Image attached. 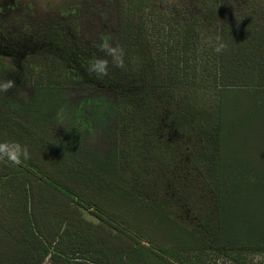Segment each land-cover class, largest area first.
<instances>
[{
    "label": "trees",
    "instance_id": "trees-1",
    "mask_svg": "<svg viewBox=\"0 0 264 264\" xmlns=\"http://www.w3.org/2000/svg\"><path fill=\"white\" fill-rule=\"evenodd\" d=\"M158 1H79L80 15L91 13L97 2L100 17L97 32L88 39L79 30L82 16L78 28L70 30L74 35L68 38L74 40L67 47L75 51L72 60L79 69L72 68L73 84L63 86L61 77L49 72L41 81L58 93L54 101H65L67 90L71 98L84 91L105 97L115 139L103 154L79 153L74 176L54 167L51 146L40 138H34L30 158L21 165L0 161V264H205L208 253L231 264H247L240 255L264 254V234L258 241L243 242L227 229L219 110L198 106L185 84L194 75L180 80L181 74L169 72L156 56L146 19L159 14ZM175 1L181 8L174 6L169 14L170 20L175 15L176 22L184 21L174 30L182 45L198 47L202 27L213 23L216 44L226 45L216 52V87L247 88L254 94L264 88V0ZM88 15L84 20L90 22ZM102 34L122 50V68L96 47ZM93 56L109 60L107 76L97 78L87 71ZM196 66L193 62L182 70ZM23 72L15 75L0 67V81L8 75L15 85L0 92V106L24 107L33 96L36 86L28 66ZM246 113L235 107L236 115ZM3 133L0 126V142L26 146L21 131L11 139ZM253 133L263 140L258 146H264V129ZM184 145L188 160L181 165ZM205 149L215 152L213 157ZM199 153L201 163L214 160V175V165L204 170L198 162ZM195 180L199 187L185 188ZM164 189L170 194L162 195ZM196 192L205 196L202 204L191 198ZM109 201L115 203L113 209ZM181 209L190 214L178 218Z\"/></svg>",
    "mask_w": 264,
    "mask_h": 264
},
{
    "label": "rangeland",
    "instance_id": "rangeland-1",
    "mask_svg": "<svg viewBox=\"0 0 264 264\" xmlns=\"http://www.w3.org/2000/svg\"><path fill=\"white\" fill-rule=\"evenodd\" d=\"M79 1L0 0V67L22 76L25 66H28V72L32 74L36 86L33 96L24 107L15 104L0 106L3 134L11 139L21 131L30 151L36 142L34 138H40V142L51 146L54 167H64L73 176L79 170V153L82 156L103 154L109 149L108 141L113 142L116 135L115 122H111L114 119L111 118L112 110L105 97L99 96L96 91H84L76 98H71L68 95L70 90H67L65 101H54L58 93L54 87L43 86L41 81V78L45 79L46 72H49L59 75L63 86L73 84L70 76L74 75L72 68L76 69L77 65L72 60L75 56L72 52L75 51L72 47H67L74 38L68 36L74 35L71 34V29L78 28L76 24L82 16L79 30L86 39L92 37L93 32L98 30L100 17L97 2L91 13L84 11L80 15L83 5ZM86 15L90 22L84 20L87 19ZM162 36L164 35L160 34L157 36L159 38H151L156 56L158 59L165 56L167 63L168 49L171 58L169 61L175 67L178 56L175 38ZM122 38L124 42L125 36ZM8 79L7 75L4 80ZM210 84L203 83V89L196 96L199 104L219 110L223 218L227 229L236 232L235 235L241 241H258L264 234V151L258 146L263 140L253 132L264 129V111L262 118L259 115L264 110V92L259 96L246 88H224L213 92ZM235 107H238L240 113L246 110L245 116L236 115ZM238 146L243 148L238 151ZM180 148L183 165L188 160L185 152L187 145ZM204 161L201 163L204 170H208L209 166L211 169L214 165L213 159L209 164ZM214 173L215 165L211 170V174ZM209 174L210 172H205L206 176ZM195 186L199 187V180L187 183L185 188L193 191ZM162 192V195L170 194L165 189ZM195 195L197 196L191 195V198L194 197L202 204L205 196L201 192H196ZM210 199L212 200L211 197ZM109 202V207L113 209L115 203ZM189 214V210L181 209L176 215L183 218L182 215ZM185 254L193 256L194 252ZM239 258L247 264H264V254L240 255ZM203 259L205 264H231L214 253L205 254ZM48 262L45 261L44 264Z\"/></svg>",
    "mask_w": 264,
    "mask_h": 264
},
{
    "label": "crops",
    "instance_id": "crops-1",
    "mask_svg": "<svg viewBox=\"0 0 264 264\" xmlns=\"http://www.w3.org/2000/svg\"><path fill=\"white\" fill-rule=\"evenodd\" d=\"M176 4L178 3H176L175 0H159L157 4L158 9L160 10L159 14H156L155 16L153 15L152 17L146 19V24H147L146 31L151 36V38H159L160 36L159 37L157 36L160 34L164 35L162 36L163 38H175V44L178 51V56L176 55L177 66L174 67L171 65L169 61L171 58L168 54V49L166 53V56L168 57V61L167 63H165L166 57L162 56L161 63L163 64L164 67L169 69V72L181 74L179 75L180 80H182V78H184L185 75L189 76V77L186 76V78H190L191 76L194 75V79L190 78V81H187V83L185 84L189 86L191 92L190 94L192 96L194 95V97L196 98V104L198 106H207V105L199 104L198 96H196V94L198 95V92L203 89L201 88L202 86H204L203 83H208V84L212 83L209 86L211 87L210 89H212L213 92H217L218 90H221L220 88L216 87L215 84V79L217 76V53L214 51V47L216 46V42H217L216 38H218L219 35L217 36V33L214 32V30H217L214 27V23L211 25H207V27L205 28L202 27V29H205V32L203 30V33H200L201 36L199 39L200 40L199 46L193 47L191 49H189L190 46H187L186 48L184 45H182V39L179 38V33L176 34L174 31L177 28H182L181 24L184 21L178 20L176 22L174 20L175 15L174 17L172 16V20L175 23H177V25H175L174 22L170 20L171 15L169 14V10L170 9L174 10L175 9L173 8L174 6H176L178 10L181 8V6ZM170 6H172V8ZM152 24L154 25L152 26ZM182 35L183 33H181L180 36ZM193 62L197 64L195 70H190V69L182 70L185 66L192 64ZM239 89H243V88H239ZM232 90H238V88ZM262 92H264V88L258 90L256 95L259 96ZM263 111L264 110H261L259 112L261 118L263 117ZM260 149H263L262 151H264V146L260 147ZM204 153L208 155V158H210V156L213 157L215 152H213L211 149H205ZM198 162H200L201 164V153H199Z\"/></svg>",
    "mask_w": 264,
    "mask_h": 264
},
{
    "label": "clouds",
    "instance_id": "clouds-1",
    "mask_svg": "<svg viewBox=\"0 0 264 264\" xmlns=\"http://www.w3.org/2000/svg\"><path fill=\"white\" fill-rule=\"evenodd\" d=\"M111 37L108 34H102L100 36V42L96 45L99 51L103 52L105 57H110L114 67L122 68L123 53L122 50L113 47L110 44ZM226 49V45L222 42L217 43L214 47V51L220 53ZM109 60L101 57H95L89 59L87 71L90 74L95 75L97 78H103L108 73ZM14 82L12 80L0 81V92H8L13 88ZM30 158L29 151L26 146L21 145L17 141H3L0 142V161H7L13 165H21L24 161Z\"/></svg>",
    "mask_w": 264,
    "mask_h": 264
}]
</instances>
